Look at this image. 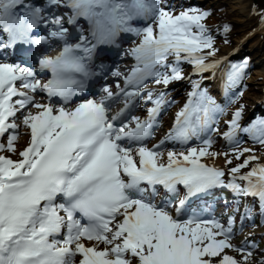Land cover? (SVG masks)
I'll use <instances>...</instances> for the list:
<instances>
[{"label": "snow or ice", "instance_id": "1", "mask_svg": "<svg viewBox=\"0 0 264 264\" xmlns=\"http://www.w3.org/2000/svg\"><path fill=\"white\" fill-rule=\"evenodd\" d=\"M251 12L264 27V9L253 5ZM209 15L176 12L161 0H0V51L59 45L35 67L0 60V138L7 136L0 153H9L0 154V264H253L255 242L232 243L236 209L226 222L196 213L181 218L193 199L217 188L231 192L237 208L256 198L264 216V162L236 137L243 131L264 145V119L241 129L243 105L236 108L222 134L230 152L212 151L213 140L201 136L223 112L201 87L225 59L216 58ZM222 27L230 32L229 24ZM131 37L137 39L121 51ZM113 49L133 62L105 65L102 57ZM182 63L201 79L191 81L164 137L148 146L170 102L168 86L186 78ZM248 66L247 57L227 65V89L242 82ZM101 79L93 91L92 81ZM40 94L47 102L36 99ZM141 100L151 104L143 118L133 114ZM21 127L27 140L18 148ZM193 138L201 144L189 146ZM167 142L181 149L161 151ZM221 156L229 167L208 162ZM233 160L241 162L231 166ZM159 187L167 199L157 202ZM253 216L245 204L240 221Z\"/></svg>", "mask_w": 264, "mask_h": 264}, {"label": "rangeland", "instance_id": "2", "mask_svg": "<svg viewBox=\"0 0 264 264\" xmlns=\"http://www.w3.org/2000/svg\"><path fill=\"white\" fill-rule=\"evenodd\" d=\"M161 3L168 6L170 10H175L176 12L181 11V9H183V6H187L190 4L192 5L195 3L203 4L204 7L209 5H213L214 7L223 5L226 8L228 15L232 17L231 20L236 24H238L239 29L237 30V33L234 35V38H219L218 36L215 38L216 46L219 49L217 56L223 55L225 50L235 49L233 52H231L232 54L230 53L231 55L228 56L227 61L225 60L223 61L221 69L218 72L219 73L218 75H221L224 69L227 68V65L231 63L229 62V60L231 61L234 60V62H238L243 58H245L243 57V52L245 50H248L249 54L252 55L255 54L253 55L254 64L251 66V69L249 70L250 73L248 77L245 76V78H243L242 82L236 87V89L229 94L227 100L221 101V99H224L220 97L221 85L219 84L217 86L216 84H213V81L217 79L209 80L208 81L209 83L206 82L205 85L201 84V87L207 89L208 93L215 99L217 104H219L221 108H223V112L217 114L214 119V122L211 124V130L209 131V134L215 140V142L213 141L211 150L217 152H230L231 146L229 145V142L225 140L222 134L227 131L226 122L231 119V115L235 111V109L243 105V113L241 115L240 120L242 122V125L244 126L250 125L253 123V121L258 120L257 118H259L258 115L260 114H258L257 112L264 114V53L260 54L258 50L262 47L264 48V33L257 30V25H258L257 17L251 12V9L254 4L252 3V0H194V1L191 0L189 3H186L185 0H161ZM255 7L258 11L260 9H263L257 6ZM242 19H244L243 22ZM216 21H217V16L215 15L214 16L209 15L204 21V23L211 30L213 35L216 34L217 31L215 29H212L213 26H215ZM243 37L245 39H242ZM225 40H228L229 43L227 44L224 43ZM130 45H128V47ZM127 59H128L127 57H124L122 59V63L125 62ZM181 67L184 72V75H186V73L189 74L190 68L192 66L187 63H182ZM192 77H190V79L188 80L185 78L184 80L173 82L168 86L166 91L170 102L166 105L167 114H164L165 116L160 118L161 122L159 123H162V126L160 128H158L159 127L158 126L157 129L155 130L154 132L155 137L153 139V144L158 143L167 133V129L170 125V116H171L170 113L172 111L175 112L177 109H179L181 105L184 103V101L187 100L188 98L187 95L192 90L191 81L194 80ZM241 92L243 93L242 95L243 100H240L237 97V94L239 93L240 95ZM219 97L221 98L219 100L220 103H218L217 101ZM233 100L235 102L232 104ZM139 102L140 104L138 105L137 108H142L146 105L143 102V100ZM133 114L137 115V111H133ZM139 116L142 117V114ZM21 128L24 129L23 127ZM248 137L249 135H244V134L239 135V137L237 138L239 140L238 146L240 148L255 149L254 150L255 154L260 156L262 162H264V145L256 143L252 141L251 137L249 138ZM5 140L7 141V138ZM17 147L18 148L22 147V144H19L18 141H17ZM169 149H172L171 142H167L163 146L161 151L166 152ZM7 155H9V153H7ZM245 155H247V153H245ZM215 160L216 161L221 160L224 162V157L221 156L216 158ZM238 162L241 161L233 160V165L231 166H235V164ZM224 167L227 168L229 166H226L224 164ZM246 170L247 169H244L242 171H246ZM255 202L257 204H250L248 202L246 203L253 208L254 214L259 213V216L255 217L257 220L256 221L252 220L253 221L252 223H249V221H247L246 224L241 226H238L237 222H235L234 224L235 232L232 238V243L237 245L241 244V242L244 241L245 237H247L248 240L255 242L256 247L254 249L255 256L253 258V264H256V262L259 261V259L261 258V255L264 254V216H262L259 212L258 200L256 199ZM239 203H241L239 204L240 205L239 209L242 210V208H244L246 204L245 200L240 201ZM231 209L232 206H229L225 211L229 213ZM228 215L229 214H227V216ZM221 222H226V219L225 221L224 219L221 220ZM227 251L228 254L235 256L237 259L240 258V253L234 252L232 250H227Z\"/></svg>", "mask_w": 264, "mask_h": 264}, {"label": "bare ground", "instance_id": "3", "mask_svg": "<svg viewBox=\"0 0 264 264\" xmlns=\"http://www.w3.org/2000/svg\"><path fill=\"white\" fill-rule=\"evenodd\" d=\"M244 21V19H242V22ZM257 30L258 31H260V32H263L264 33V27H261V26H259V25H257ZM242 39H245L244 37L242 38ZM235 49H228V50H225V52H224V54L223 55H219V56H217L216 58L217 59H220L221 57H223V58H225L224 60L225 61H227V59H228V56L229 55H231L232 53L231 52H233ZM231 53V54H230ZM231 60H229V62H230ZM133 61L130 59V60H128L123 66L124 67H127V66H129L131 63H132ZM221 66H222V64L220 65V67H219V69H221ZM122 68V67H121ZM191 69H192V67L190 68V72H189V74H187L186 73V75H185V77H186V79L188 80V79H190V77H192V76H194V77H192L194 80H198V79H200L201 77H199V76H197V75H195V74H193L192 72H191ZM225 70L226 69H224V71H223V73L221 74V75H218V74H216L215 76H214V78L213 79H217V80H215V81H213V84H216L217 86L220 84L221 85V95H220V97H222V98H224V99H221L220 97L218 98V103H220L219 102V100L221 99V101H224V100H227V98H228V96H229V94L231 93V92H233L236 88H234V89H231V90H229V89H227V86L225 85V82H224V72H225ZM211 76H212V72H208V73H205L204 74V76H203V83H201V84H203V85H205V83L207 82L208 83V81L211 79L212 80V78H211ZM218 76V77H217ZM150 86H152V85H150ZM183 92V91H182ZM188 96V95H187ZM37 100H41V97H38V99ZM233 102V101H232ZM141 114H143L142 113V108H139V112L137 113V115H141ZM240 122V126H241V129H243V128H246V127H248L249 125H247V126H244V125H242V122H241V120L239 121ZM251 125V124H250ZM20 136H19V138H18V143L19 144H22V147L24 146V144H25V142H26V140H27V135H25V130L24 129H22V128H20ZM237 134H239V135H241V134H246V135H249V137H251L250 136V134L249 133H246V132H243V131H238L237 132ZM202 136V135H201ZM238 138V137H237ZM21 147V148H22ZM253 149V148H252ZM255 150V149H254ZM204 159H206V158H204ZM210 163V162H209ZM214 163L216 164V166H218V167H224V162L223 161H221V160H218V161H214ZM224 168H226V167H224ZM220 195L222 196V198H219L218 199V201L217 200H214L215 201V203H211V205L209 204V205H206V209L209 211V212H212V211H214V210H220V212H223L224 214H225V210H226V208L229 206V204L231 203V201H233V200H235V198L233 197V195L231 194V192H229L227 189H221V191H220ZM255 200H256V198H251V199H245V202H248V203H253V204H257L256 202H255ZM227 201V207H225V202ZM191 206V205H190ZM259 216V213H255L254 214V216ZM254 216H253V219L252 220H256V218H254ZM247 221L248 220H245V221H243V222H241L240 220H239V222H238V224L240 225V224H245V223H247Z\"/></svg>", "mask_w": 264, "mask_h": 264}, {"label": "trees", "instance_id": "4", "mask_svg": "<svg viewBox=\"0 0 264 264\" xmlns=\"http://www.w3.org/2000/svg\"><path fill=\"white\" fill-rule=\"evenodd\" d=\"M185 1H186V3H189L191 0H185ZM252 3L257 7L264 9V0H252ZM186 8H197V9H201V10H206L210 13V15L217 16L216 24L212 28V29L217 30L216 34H214L215 38L217 36L219 38H234V35L237 33V30L239 29L238 24H236L235 22H233L231 20L232 17L228 15V12L226 11V8L223 5L222 6L219 5L217 7H214L213 5H209V6L204 7L203 4H199V3L196 4L195 3L192 5L190 4L187 6H183V9H186ZM224 23L229 24V26H230V32L229 33H224L223 27H222ZM262 48L258 49L260 54L264 53V48L263 49ZM253 55H255V54H253ZM253 55H250L248 50H245L243 52V57H247L249 60V66H248V69L246 70L247 74L245 75L246 77H248V75L250 73L249 70L251 69V66L254 64V62H253L254 56ZM252 92H254V91H252ZM239 99L243 100V96L240 95Z\"/></svg>", "mask_w": 264, "mask_h": 264}]
</instances>
